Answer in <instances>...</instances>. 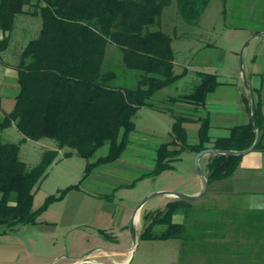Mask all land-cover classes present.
I'll use <instances>...</instances> for the list:
<instances>
[{
	"label": "rangeland",
	"instance_id": "rangeland-1",
	"mask_svg": "<svg viewBox=\"0 0 264 264\" xmlns=\"http://www.w3.org/2000/svg\"><path fill=\"white\" fill-rule=\"evenodd\" d=\"M38 26L40 29L41 19ZM161 26L172 36L174 72L186 69L185 76L153 95V103H162L159 108L138 109L135 129L119 159L96 167L84 178L88 160L76 153L64 156L65 150L59 152L34 188L33 207L40 208L50 196L56 199L41 211L36 223L12 229L0 226V249H5L10 264H75L82 259L117 264L127 257L126 264H202L205 258L208 260L204 264H211L208 250L200 248H209L213 243H203L204 238L237 235L243 230L252 234L255 230L238 226L246 210H228L211 198L217 186L211 182L201 198L189 201V208L174 217L186 225L185 238H160L165 229L162 224L154 227L152 236L141 237L145 229L142 216L164 209L176 199L163 192L190 195L188 192L196 189L194 178H200L195 168L197 153L189 149L182 151L172 168L152 173L157 148L169 139L175 119V106L169 98L188 92L199 74L206 73L222 81L214 96L230 98L236 94V87L227 81L237 82L242 91L248 92L240 65L243 48L247 79L253 71L264 76V0H210L196 24L187 23L178 11L177 0H170L162 12ZM0 56L6 58V51ZM105 66L115 72L116 84H137L138 72L125 69L119 49L112 44L107 49ZM1 135L5 141L20 144V158L29 167L55 146L48 138L22 141L15 124ZM108 150L106 143L94 158L106 155ZM201 166L205 170L203 161ZM147 197L135 221V243L132 216Z\"/></svg>",
	"mask_w": 264,
	"mask_h": 264
},
{
	"label": "trees",
	"instance_id": "trees-1",
	"mask_svg": "<svg viewBox=\"0 0 264 264\" xmlns=\"http://www.w3.org/2000/svg\"><path fill=\"white\" fill-rule=\"evenodd\" d=\"M33 0H0V28L10 32L16 16ZM210 0H177L178 11L189 24H196ZM35 12L41 19L38 34L20 54L19 92L13 109L0 117V225L12 229L36 223L50 201L34 209V188L55 162L59 152L76 153L88 160L84 178L97 166L115 161L125 150L135 129L134 116L142 106H152L151 96L171 85L174 72L172 36L161 26V15L170 0H36ZM9 36L0 40L6 48ZM119 49L127 70L138 72L134 87L115 83V72L105 66L109 45ZM215 74H203L195 89L183 99L204 103L218 85ZM255 106V126L257 122ZM15 124L22 141L48 138L55 146L44 151L40 161L29 167L20 158V144L5 141L1 132ZM207 122H202L197 144H189L182 118L171 129L172 140L159 145L157 174L170 169L183 150L196 153L205 145ZM252 124L236 125L230 135L218 138L215 148L244 150L253 144ZM109 144L108 153L94 158ZM263 148L260 138L254 149ZM67 149V150H66ZM242 155L210 154L206 167L209 183L231 176ZM190 202L169 201L164 209L142 216L141 237L152 236L157 224L165 225L159 237L185 238L186 225L173 220L186 211Z\"/></svg>",
	"mask_w": 264,
	"mask_h": 264
},
{
	"label": "crops",
	"instance_id": "crops-1",
	"mask_svg": "<svg viewBox=\"0 0 264 264\" xmlns=\"http://www.w3.org/2000/svg\"><path fill=\"white\" fill-rule=\"evenodd\" d=\"M35 1L33 0V2ZM33 2L32 4L25 5V11L16 16L15 25L10 32L3 31L0 28V40L9 36L6 48L0 49V53L6 51L7 54L6 58L0 56V117L4 112L11 111L15 105L20 89L18 83L20 54L27 42L34 38L40 30L38 29L40 17L34 13L36 8ZM186 71L185 69L181 73H177L180 75L178 79L185 76ZM251 74V78L247 80L254 96L257 109L256 117L259 124V138L263 148L253 149L244 154L239 166L231 176L212 181L217 186L213 189L211 198L228 210L237 212H244L246 210L248 213L237 221L238 226L244 229L252 227L255 230L251 231L252 234L249 233L250 230H247V233L243 230V233L237 235L204 238L203 243H213L209 248H200L208 250V255L212 259L211 264H264V76H260L254 71ZM202 75L199 74V79L195 80L194 85L188 92L171 97L168 92L167 94L170 97L169 100L175 106V109L172 111L174 112L175 119L182 118L183 120L189 144L194 145L199 142V131L202 122H207L205 145L208 148L213 147L214 142L218 138L228 137L234 126L251 124V101L249 92L242 91L237 82L231 81H227V83L236 87V94L234 96L230 98L222 94L214 96L216 89L222 83L218 77L219 83L217 87L208 93L204 103L199 104L183 99V95L192 92L201 82ZM168 87L170 85L163 88ZM163 88L156 92H159ZM153 95L150 98L152 102V106L150 107L159 108L158 105L161 102H157V104L153 103ZM162 109L170 110L168 107L165 108L163 106ZM171 140L172 136L170 132V137L165 142ZM210 154L213 153L204 154L200 159V162L202 163L203 161L205 165V170ZM92 173L93 171L90 175ZM194 180H196V189L189 191L188 194L190 195L198 194L203 187L202 177L199 179L194 178ZM138 216H140V212ZM174 221L184 223L181 220ZM4 253L5 249H0V264H10L9 257ZM202 254L204 255V252ZM127 260L128 257L123 261H117V264H124ZM204 260L207 261L208 258ZM100 263L103 264L102 262Z\"/></svg>",
	"mask_w": 264,
	"mask_h": 264
},
{
	"label": "water",
	"instance_id": "water-1",
	"mask_svg": "<svg viewBox=\"0 0 264 264\" xmlns=\"http://www.w3.org/2000/svg\"><path fill=\"white\" fill-rule=\"evenodd\" d=\"M250 40H248V42ZM243 49L240 53V65H241V71L243 74V82H244V85H245L247 91L249 92L250 101H251L250 118H251V124H252L253 130L255 132V139H254L253 144L244 150L218 149L215 147H208V148H204V149L200 150L199 152H197L196 157H195V168H196L198 175L200 177H202V179H203V187H202L201 191L195 195H187V194L178 193V192H163V193H167L168 195L174 196V197L179 198V199H184L187 201L196 200V199L200 198L206 192L208 184H209L208 174L206 173V171L204 170V168L201 166V163H200V159L204 154L213 153V154L242 155L243 156L244 154L253 150L256 143L258 142L259 129L255 126V101H254V96H253L251 87H250L248 80H247V77L244 73L243 59H242ZM152 195H155V194H152ZM152 195H150V196H152ZM147 199H148V197L139 203V205L137 206V208H136V210L132 216L131 232H132V236L135 240V243H136V227H135L136 216L139 215V212H140L142 206L144 205V203ZM126 263H124V264H126ZM75 264H101V263L93 262V261H90L89 259H82L81 261H78Z\"/></svg>",
	"mask_w": 264,
	"mask_h": 264
},
{
	"label": "bare ground",
	"instance_id": "bare-ground-1",
	"mask_svg": "<svg viewBox=\"0 0 264 264\" xmlns=\"http://www.w3.org/2000/svg\"><path fill=\"white\" fill-rule=\"evenodd\" d=\"M138 217H139V216L137 215V216H136V219H138Z\"/></svg>",
	"mask_w": 264,
	"mask_h": 264
}]
</instances>
